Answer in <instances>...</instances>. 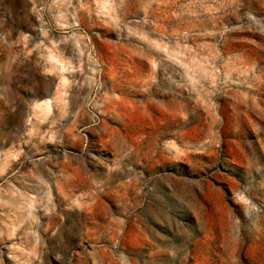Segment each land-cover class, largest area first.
Returning <instances> with one entry per match:
<instances>
[{
  "label": "rangeland",
  "instance_id": "1",
  "mask_svg": "<svg viewBox=\"0 0 264 264\" xmlns=\"http://www.w3.org/2000/svg\"><path fill=\"white\" fill-rule=\"evenodd\" d=\"M0 264H264V0H0Z\"/></svg>",
  "mask_w": 264,
  "mask_h": 264
}]
</instances>
